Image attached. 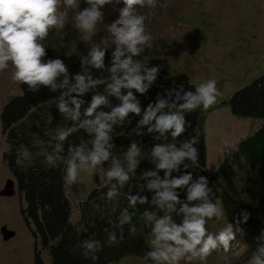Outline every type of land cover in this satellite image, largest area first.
<instances>
[{"label":"clouds","instance_id":"1","mask_svg":"<svg viewBox=\"0 0 264 264\" xmlns=\"http://www.w3.org/2000/svg\"><path fill=\"white\" fill-rule=\"evenodd\" d=\"M116 2L122 4V7L116 19L106 28L111 43L115 44L114 51L109 58V41L102 38L101 44L104 46L91 47L88 52L90 59L82 58L80 68L85 74L78 72L74 77L75 84L70 85L68 68L63 59L57 57L46 62L42 60L47 53L41 41L47 39L51 30L65 27L67 13L58 12V8L61 5L65 9L79 8L78 0H0V72L7 70L11 62L14 68L12 79L27 85L29 91H40L38 86L49 88L51 92H57L58 88L67 89L59 93L56 109L71 122L70 126L57 130L52 153L42 151L40 154L44 155L48 165L56 167L58 162H62L66 166L64 179L68 184H75L81 172L94 171L98 166L108 163L105 176L108 181H115L104 197L109 201L120 195V188L131 180L132 174H135L142 162L137 159L141 157V148L135 142L128 145L123 161L116 157L112 151L115 148L112 134L116 127L122 126L131 116L142 115V101L137 99V94L146 97L161 72L160 65L145 67L149 61L133 59L140 57L145 47H152V36L146 32V17L138 14L137 8H154L157 6L156 0ZM84 3L87 7L80 8L74 20L78 32L87 38L95 34L98 24L104 23L105 14L102 9L111 4L112 0H84ZM106 59L110 63H106ZM85 65L96 70L107 68L110 75L104 80L93 78ZM61 76L64 79L58 86L56 80ZM100 85H104V91L94 92ZM85 93L90 95V99H86ZM163 95L168 96L172 102L162 99L161 94L157 95L155 102H149L142 119L136 120L133 131L137 135L159 133V136L153 138L162 140L170 134L175 140L191 127L185 113L201 106L205 110L209 109L222 93L216 80L209 79L200 83L195 92L172 87L165 89ZM109 97L119 103L113 106ZM103 108L111 110L98 111ZM166 108L174 111L165 113L163 110ZM81 116L84 118L81 119ZM145 126H148L147 133L141 131ZM81 130L91 138L90 149L83 145H69L68 155H62L64 142ZM196 143L192 137L183 142L180 149L176 148L175 143L153 144L150 155L155 170L141 171L140 190L127 197L131 208L137 204H150L155 209H146L142 213L145 226L151 228L153 237L151 250L145 256L154 264H192L193 261L206 259L218 248L227 252L237 234L241 238L247 234L240 227L242 222L246 224L249 219L246 211L240 213L243 221L237 218L235 224L228 223L216 234L208 231L207 222L213 218L220 219L224 212L220 203H213L209 199L211 188L205 176H200L198 182L189 186L193 174L186 170L188 164L185 161L195 163L198 160V148L192 147ZM22 155L25 159L29 158L27 150ZM17 164H22L19 157ZM174 171L177 173L175 177L172 175ZM161 172L163 179L160 178ZM149 177L154 179L149 181ZM178 189H186L184 199H181V191H176ZM145 192L151 194L150 199L142 194ZM196 201L202 202L193 203ZM129 207H125L118 217L116 227L120 230L119 238L116 231L108 232L106 244L109 246L123 240L125 225L128 226L129 235L137 233ZM173 214L181 217L179 222ZM233 225H236L235 231ZM254 239L258 247L248 264H264V230ZM82 248L84 256L95 261L98 259L96 253L102 250L103 244L99 240L89 239L83 242Z\"/></svg>","mask_w":264,"mask_h":264},{"label":"trees","instance_id":"2","mask_svg":"<svg viewBox=\"0 0 264 264\" xmlns=\"http://www.w3.org/2000/svg\"><path fill=\"white\" fill-rule=\"evenodd\" d=\"M44 46L47 54L42 60L46 62L57 57L63 59L68 68L70 85L75 84L74 77L78 72L85 74L81 70L80 64L73 58L60 53L54 47ZM106 63H110V60L106 59ZM86 68L93 78L98 77L104 80L110 75L107 68L96 70L89 65H86ZM63 79V76L59 77L56 84L59 86ZM38 87L40 91L32 92L28 90L27 85L18 82L19 94L8 100L0 109V133L4 136L5 144L8 147L7 152L2 155L5 167L11 176L10 179L14 182L15 191L24 203V208L20 212L23 218L30 220L32 236L38 237L41 247L48 250L49 264H108L117 262L127 255L142 260L145 264L152 263L145 256V253L150 250L144 240L145 236L151 232V228L145 226L142 213L146 209H155H152L150 204H137L135 208H131L127 197L140 190L141 171L155 170V164L151 162L150 155L153 144L175 143L176 148L180 149L182 143L192 137L197 141L192 147L198 148L199 157L195 163L185 161L188 164L186 170L193 174L189 186L198 182L200 176H205L209 180L208 186L211 188L209 199L213 203L222 205L228 223L235 224L237 218L243 221L240 213L246 211L249 214V219L246 224L242 222L240 227L249 235H256L264 230V122L256 127L249 136L240 138L212 172L206 170L204 133L202 131L204 118L198 108L185 113L191 127L175 140L170 134L166 139L155 140L153 137L159 136V133L139 136L133 131L136 120L142 119L148 103L155 102L158 94H161L162 99L169 103L172 102L168 96L163 95L165 89L178 87L184 91L195 92L194 86L185 74H175L170 77L159 75L146 97H140L137 94V99L142 101V115L140 117L131 116L122 126L115 128L112 134L115 148L112 151L114 155L122 159L128 145L135 142L141 148V157H139L142 161L141 165L135 174H132L131 180L123 188H120V195L112 202L104 197L115 181H110L109 185L89 191L78 206L80 207L79 221L83 225L79 226L80 229L74 228L73 224L71 225L68 221L71 209L63 191V174L66 166L62 162H58L56 167L48 165L44 155L40 154L42 151L48 154L52 153V148L56 143L53 138L57 130L70 126L71 122L56 109L59 93L67 89L58 88L57 92H51L49 88ZM103 91L104 85L94 89V92L97 93ZM85 96H87L86 99H90L88 93H85ZM109 99L112 100L113 106L119 103L113 97H109ZM48 103L50 106L44 107ZM222 106H226L232 116L264 120V61L261 74L234 91L227 100L220 102V107ZM69 107L72 105L69 104ZM83 110L82 107V113ZM101 110L110 111L111 109H98V111ZM163 111L169 113L174 109L166 108ZM83 118L81 116V119ZM147 127H143L141 131L147 133ZM69 145H83L90 149L91 138L82 130L70 136L64 142L65 150L62 155H68ZM25 150L29 153L28 159L22 155ZM18 157L22 164H17ZM125 162L124 164L127 166ZM238 166L246 168L247 177L251 179L252 188H255L256 193L249 187L239 188L237 182L235 183L234 169ZM181 167L183 166L181 165ZM172 175L175 177L177 173L174 171ZM160 178L163 179L162 172ZM148 179L150 181L154 177ZM243 192H247L250 196L249 201L242 199ZM142 194L151 198V194L147 192ZM185 195L186 189L181 191V199H184ZM123 196L125 200H123ZM91 200H95L98 206L107 205L104 210L97 208L88 215L87 209ZM125 207H129V211L133 213V222L137 226V233L129 235L128 226L125 225L123 240L117 245L109 246L106 244L108 232L116 231L119 238L120 230L116 224ZM173 215L179 222L181 217ZM233 228H236V225H233ZM89 239L99 240L103 244L102 250L96 253L98 259L95 261L84 256L82 244ZM35 264H42V262L35 258Z\"/></svg>","mask_w":264,"mask_h":264},{"label":"rangeland","instance_id":"3","mask_svg":"<svg viewBox=\"0 0 264 264\" xmlns=\"http://www.w3.org/2000/svg\"><path fill=\"white\" fill-rule=\"evenodd\" d=\"M78 4L79 8L65 9L63 5L58 8V12L67 13L65 27L51 30L47 39L41 43L54 47L81 65L82 58L90 59L88 52L91 47L104 46L101 44L102 38L109 41L108 51H114L115 44L111 43L106 28L116 19L122 4L112 0L111 4L106 5L102 9L105 14L104 23L98 24L95 34L88 35L87 38L75 27V14L80 8L87 7L84 0H78ZM156 4L154 8H137L138 14L146 17V32L152 36V47H145L141 56L133 59L149 61L145 63V67L160 65L159 75L164 77L185 74L195 89L209 79L216 80L222 95L217 97L216 103L209 109L205 110L202 106L198 108L204 118L202 131L206 170L212 172L240 138L249 136L264 122L262 119L232 116L226 106L220 107V102L227 100L234 91L263 71L264 0H156ZM13 72L11 62L7 70L0 72V109L19 94L18 82L12 79ZM48 106L49 103L44 107ZM7 150L4 136L0 133V190L4 180L11 178L2 158ZM108 167L109 164L105 163L94 171L81 172L75 184L65 182L64 172L63 191L71 209L68 221L74 228L80 229L79 226L83 225L79 221L78 206L88 192L109 185L110 181L105 176ZM234 170L238 187H249L255 192L251 179L247 177L246 168L238 166ZM242 199L250 200L247 192L242 193ZM106 205L98 206L95 200H91L87 214L97 208L104 210ZM23 208V200L17 191L12 197H0V227L4 226L14 233L6 241H2L0 237V264H33V237L23 223L20 212ZM227 224L223 214L218 220H209L206 227L210 233L216 234ZM259 234H246L243 238L237 234L227 252L218 248L206 259L193 261L192 264H248L258 247L254 238ZM152 238L150 232L144 239L149 250ZM39 258L42 264H49L46 248H42ZM108 264L145 263L127 255Z\"/></svg>","mask_w":264,"mask_h":264},{"label":"water","instance_id":"4","mask_svg":"<svg viewBox=\"0 0 264 264\" xmlns=\"http://www.w3.org/2000/svg\"><path fill=\"white\" fill-rule=\"evenodd\" d=\"M15 193L14 182L12 179L7 178L3 182V186L0 190V197L9 198ZM13 231L5 229L4 226L0 227V237L2 241H6L13 236Z\"/></svg>","mask_w":264,"mask_h":264},{"label":"flooded vegetation","instance_id":"5","mask_svg":"<svg viewBox=\"0 0 264 264\" xmlns=\"http://www.w3.org/2000/svg\"><path fill=\"white\" fill-rule=\"evenodd\" d=\"M23 219V223H25V226L28 228L27 231L30 233L31 232V226H30V220H27L25 218H22ZM31 234V233H30ZM32 235V234H31ZM33 237V236H32ZM32 259H33V264H35V258L38 259L39 261L40 258H39V253L42 251V248L40 243H39V240L36 238V237H33V240H32ZM45 249V248H43Z\"/></svg>","mask_w":264,"mask_h":264}]
</instances>
